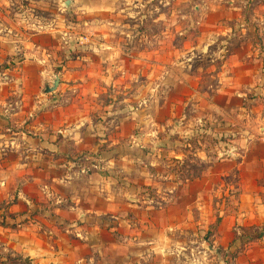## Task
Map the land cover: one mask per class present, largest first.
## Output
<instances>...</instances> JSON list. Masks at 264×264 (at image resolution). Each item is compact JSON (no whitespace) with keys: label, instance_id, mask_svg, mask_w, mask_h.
<instances>
[{"label":"crops","instance_id":"crops-1","mask_svg":"<svg viewBox=\"0 0 264 264\" xmlns=\"http://www.w3.org/2000/svg\"><path fill=\"white\" fill-rule=\"evenodd\" d=\"M40 1L0 0V70L23 90L6 114L11 86H0V215L29 218L0 226V253L30 264H195L154 253L178 254L184 230L210 215L212 179L220 189L235 170L234 207L221 210L235 239L219 243L239 250L233 264H264V143L236 139L233 155L212 164L204 147L184 146L210 134V112L224 120L264 106V0L249 14L244 0H206L182 28L174 0H71L84 43L60 42L68 22ZM31 21L55 29L26 37L18 25ZM194 155L204 165L190 179L181 166ZM164 178L169 207L145 205L139 189Z\"/></svg>","mask_w":264,"mask_h":264},{"label":"rangeland","instance_id":"rangeland-1","mask_svg":"<svg viewBox=\"0 0 264 264\" xmlns=\"http://www.w3.org/2000/svg\"><path fill=\"white\" fill-rule=\"evenodd\" d=\"M38 2H41L40 0H35ZM44 2H47L50 4V11L43 12L41 10H37V12L45 13L46 15L50 14L52 16L58 14V12H62V15H64V18L66 22H68L67 27H65L66 30H62V33H59V39L60 42L63 41V38H66L67 41L73 40L78 42L76 37L78 34H76L73 31V24L78 22L77 15L74 12L75 9H72L70 7L71 0H43ZM68 1V2H67ZM73 1V0H72ZM86 1V0H85ZM105 1H112V0H105ZM137 1V0H136ZM150 2H154L155 0H148ZM157 1V0H156ZM169 1V0H162ZM175 2H178V5H176V18L179 22L180 28L187 26L186 19L184 17H181L185 15L186 13L190 17V14L192 13L191 9L192 6L195 4H203L206 0H174ZM261 0H244L246 3V11L247 14L250 13L251 5ZM122 2V1H120ZM57 3H59V8H57ZM40 4V3H37ZM36 4V5H37ZM41 6V4H40ZM52 6H54L52 8ZM35 12V11H34ZM33 13L35 16L38 13ZM38 16V15H37ZM53 18V17H51ZM57 23V22H56ZM65 23V21H63ZM192 27L191 25L189 28ZM18 28L24 36L32 37V34L37 32H45L46 30H52L55 29V25L52 23L45 24L42 22H34L31 21L30 24H24V25H18ZM163 28V27H162ZM160 29V27H151V30ZM3 33H7L9 30L8 28L2 26ZM189 30V29H188ZM68 31V33H65ZM189 31H194L193 29ZM197 31V29L195 30ZM41 34V33H38ZM80 36V35H79ZM181 41H175L174 43L176 45H180ZM180 43V44H179ZM62 44V43H61ZM216 48H214L215 50ZM222 53V52H221ZM222 56V55H221ZM262 66V61H261ZM18 74V72H17ZM258 97H261L262 103H264V95H262L260 92L257 94ZM142 104H146V102H142ZM48 105V106H47ZM45 108H50L56 106L55 104L51 105L48 103ZM235 105H238V101H236ZM40 107V106H39ZM244 110H239L242 112L243 117H240L238 114V111H230L225 114L224 120H221L218 118L217 113L210 112V123L208 124V129L210 134H206L204 138L195 136L193 138H189V142H185L184 146L186 147L187 144H190L193 152L196 153L194 147H204L207 156L209 157L211 164L220 159L229 158L233 155V151H231V147L235 146L236 139H248L251 140L250 142H257V143H264L261 139V129L264 128V106H257L256 108H253V113H250L251 106L244 105ZM43 108V107H42ZM44 108V109H45ZM41 109V108H40ZM246 113H249V115L245 116ZM217 116V117H216ZM217 118V119H216ZM224 126H226V135L224 136V133L221 131V135L219 136L218 132H213L214 129H223ZM229 129H232L230 131ZM234 129L237 131L235 136ZM240 130H245L247 133L251 132L252 137L246 136L247 138H242L239 134ZM231 132V133H230ZM215 134V135H214ZM221 140V145L226 144V151L222 152V154H219V147H218V140ZM245 143V142H244ZM247 143V142H246ZM245 143V144H246ZM194 146V147H193ZM189 149V148H188ZM139 156V155H138ZM194 159L190 161H184L182 163V171L184 174H186L187 177L190 179H194L200 175V173L203 171V163L199 159L198 155H194ZM145 158H143V161ZM101 163V162H100ZM175 163V161H173ZM176 166V165H175ZM142 167V166H141ZM177 168V167H176ZM169 170L170 176L173 170ZM175 170V169H174ZM134 172V171H133ZM140 172V171H139ZM138 174L140 175V173ZM152 172L154 170L152 169ZM175 172V171H174ZM168 176V177H170ZM238 176L236 175V171H231L226 179L223 181V185L221 183V188L219 189L218 182L213 183V179L211 182V202H210V215L206 218L205 223H198L195 224L192 227H189L188 229L184 230V232L180 235L178 240L180 241V244H182L181 249L178 248V254L168 253H154V256L156 255L162 257L168 258L170 261V258H177L179 261H184L187 258H192L195 260V264H233V260L236 257V253L239 251L238 249L234 247L230 248H223V245H220L221 239H229L230 241L235 239V231L227 232L226 230H223L222 228V222H223V213H221V210L224 209H232L234 207V200L237 197L238 192L235 191V186L237 185ZM42 191V189H41ZM43 192V191H42ZM143 193L144 198V204L150 207H164L165 205L169 207L171 204L170 202V195L172 192V186L170 179L164 178L161 179L156 186H150V187H143V189H139V193ZM53 200V199H52ZM50 202H53V201ZM49 202V203H50ZM48 203V204H49ZM48 204H46V207H48ZM50 205V204H49ZM7 208L6 205L1 204L0 209ZM38 210V209H36ZM34 214V213H31ZM33 216V215H32ZM31 218V215H30ZM29 220L27 217H21L19 221L16 220V218L10 214H1L0 215V226L2 228L5 227H15V224L17 222L25 223ZM227 232V233H226ZM170 233V232H168ZM252 233L250 231H247L245 236H250ZM50 235H52L50 233ZM152 235V234H151ZM163 239V238H162ZM170 236L164 237L163 240L169 242ZM175 239V237H174ZM164 241V242H165ZM171 250V249H169ZM164 254V255H163ZM0 257L5 258L3 253H0ZM0 264H30V260L27 258L22 257V255H17L15 257H6L3 262Z\"/></svg>","mask_w":264,"mask_h":264},{"label":"built area","instance_id":"built-area-1","mask_svg":"<svg viewBox=\"0 0 264 264\" xmlns=\"http://www.w3.org/2000/svg\"><path fill=\"white\" fill-rule=\"evenodd\" d=\"M80 35V36H79ZM78 41L81 43H84L87 41V36L78 34L76 37ZM63 42H66L67 39L63 38ZM2 85H10L11 90L9 96L13 99V103L10 105L4 106V112L8 114L10 111H12L13 108L17 109L22 106V96H23V90L22 85L20 83V80H18L17 77H12L9 73H7L5 70H0V86ZM261 139L264 141V128L261 129ZM80 173L86 174L88 172L87 168H81L79 170Z\"/></svg>","mask_w":264,"mask_h":264},{"label":"water","instance_id":"water-1","mask_svg":"<svg viewBox=\"0 0 264 264\" xmlns=\"http://www.w3.org/2000/svg\"><path fill=\"white\" fill-rule=\"evenodd\" d=\"M57 85H58V76L55 77V79L52 82V85L46 88L45 92L46 93L53 92L56 89Z\"/></svg>","mask_w":264,"mask_h":264}]
</instances>
